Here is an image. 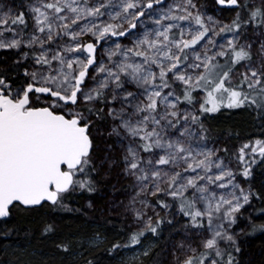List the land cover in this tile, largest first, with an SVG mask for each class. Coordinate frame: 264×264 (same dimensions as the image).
I'll list each match as a JSON object with an SVG mask.
<instances>
[{
    "label": "snow or ice",
    "instance_id": "1",
    "mask_svg": "<svg viewBox=\"0 0 264 264\" xmlns=\"http://www.w3.org/2000/svg\"><path fill=\"white\" fill-rule=\"evenodd\" d=\"M212 3L0 0V239L39 215L61 264H248L244 238L264 235V0ZM239 112L252 132L212 127ZM114 177L121 198L98 210Z\"/></svg>",
    "mask_w": 264,
    "mask_h": 264
},
{
    "label": "trees",
    "instance_id": "2",
    "mask_svg": "<svg viewBox=\"0 0 264 264\" xmlns=\"http://www.w3.org/2000/svg\"><path fill=\"white\" fill-rule=\"evenodd\" d=\"M211 124L217 133H221L223 132V130L228 128H235L240 131L242 135H245L254 130L252 117L245 112L218 114L216 118L211 121ZM229 143L238 145L240 141L232 140ZM251 182L254 188H260L262 185H264V167H257L254 169ZM104 188L105 184H102L100 186V191L94 194L91 198H97L99 194L104 190ZM82 201L83 198H78V202L75 206H83ZM28 219L31 221V223H26L24 218L19 219L18 227H20L21 229L19 235L6 239H0V260L12 259V251L15 248H18L20 245H23L32 250L33 255H35L37 260H46L48 264H61V256L57 252L55 245L52 242L56 238L49 237L47 239H44L40 236V216L36 215L33 217H29ZM55 219L62 231H67L66 226L68 225H71L73 227H75L76 225L73 217L68 213L60 214L56 216ZM25 227L31 230V235L26 236L24 234ZM167 234L168 233L166 232L165 235L167 236ZM246 242L254 244L256 252H258L261 242H264V235L255 234L249 237H245L243 241V247L248 264H264V253L262 256H260V258L259 256H257V258L252 259V261L249 260L248 253L246 252L245 248ZM164 243L165 241H160L161 245H163ZM105 264H108V262L105 261ZM112 264H119V258L116 261H113Z\"/></svg>",
    "mask_w": 264,
    "mask_h": 264
},
{
    "label": "rangeland",
    "instance_id": "3",
    "mask_svg": "<svg viewBox=\"0 0 264 264\" xmlns=\"http://www.w3.org/2000/svg\"><path fill=\"white\" fill-rule=\"evenodd\" d=\"M203 3H206L208 11L211 13L213 11V3L212 0H202ZM122 183V182H119ZM119 183H118V178H113L108 184H105V188L104 190L99 194V196L97 198H91L93 200L94 205L96 206V208L98 210L104 209L109 202L113 199V198H121V193L119 192ZM113 184L117 185V190L113 189ZM86 199H88V197L83 198V205L86 202ZM255 245L251 244L249 242H246L245 244V248H246V252L248 253V257L249 260L252 261V259L257 258V256H262L264 253V242H261L260 244V249L258 250V252H256V248H254ZM134 255H139V251H128L124 253V257L126 259H131Z\"/></svg>",
    "mask_w": 264,
    "mask_h": 264
}]
</instances>
